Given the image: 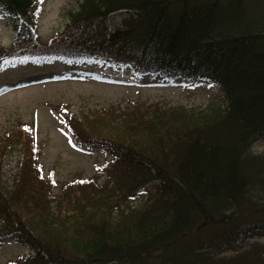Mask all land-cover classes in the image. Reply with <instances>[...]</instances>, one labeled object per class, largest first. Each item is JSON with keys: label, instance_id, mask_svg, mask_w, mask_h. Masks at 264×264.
Returning <instances> with one entry per match:
<instances>
[{"label": "trees", "instance_id": "obj_1", "mask_svg": "<svg viewBox=\"0 0 264 264\" xmlns=\"http://www.w3.org/2000/svg\"><path fill=\"white\" fill-rule=\"evenodd\" d=\"M39 1L0 0L17 24L12 47L0 45V74L95 63L210 82L226 107L131 102L68 117L80 145L111 160L58 194L33 132L0 136V239L17 235L34 252L10 264H264V248L245 251L264 238V155L251 152L264 139V17L244 16L249 0H83L44 43L32 26ZM118 12L127 17L112 30ZM16 144L7 187L3 162ZM139 192L148 193L142 209L129 204Z\"/></svg>", "mask_w": 264, "mask_h": 264}, {"label": "rangeland", "instance_id": "obj_2", "mask_svg": "<svg viewBox=\"0 0 264 264\" xmlns=\"http://www.w3.org/2000/svg\"><path fill=\"white\" fill-rule=\"evenodd\" d=\"M82 1H39L37 12L32 16V26L39 40L48 42L64 31L71 22L70 14L78 11ZM244 16L263 18L264 0L247 1ZM126 17L125 12L111 16L108 20L110 29L122 27ZM16 26L0 6L1 46L12 47ZM131 102L158 104L165 109L226 107L220 87L210 82L184 79L170 82L95 63L69 66L58 62L42 66L29 64L0 74V136L27 126L33 132L39 150L38 164L45 176L52 174L53 192L58 194L66 183L98 176L99 167L111 160L100 149L89 150L80 145L68 127V117L108 108L118 110L129 107ZM16 146L3 162L2 182L7 187L12 186V176L17 172L21 145ZM251 152L264 155V139L255 142ZM104 181V178L100 179V183ZM147 203L148 193L139 192L129 204L142 209ZM2 224L0 218V226ZM263 248L264 238H255L245 245L247 253ZM32 254V249L17 235L0 239V264H10Z\"/></svg>", "mask_w": 264, "mask_h": 264}]
</instances>
